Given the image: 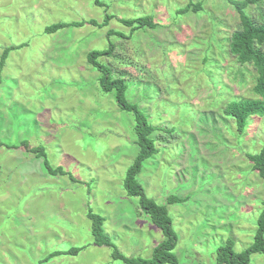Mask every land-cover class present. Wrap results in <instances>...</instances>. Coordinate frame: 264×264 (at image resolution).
Masks as SVG:
<instances>
[{"label":"rangeland","instance_id":"obj_1","mask_svg":"<svg viewBox=\"0 0 264 264\" xmlns=\"http://www.w3.org/2000/svg\"><path fill=\"white\" fill-rule=\"evenodd\" d=\"M100 1L0 0V264H126L114 248L151 258L164 239L124 187L139 150L134 116L88 61L111 43L99 61L126 79L127 98L156 126L158 152L137 180L159 204L179 197L167 204L178 263L216 264L229 239L242 251L263 209L264 183L246 152L261 148L264 124L253 116L238 136L222 114L228 100L257 96L256 69L228 51L237 10L228 0ZM198 1L201 9L179 12ZM146 16L155 28L119 21ZM91 18L101 25L45 30ZM89 212L104 217L114 246L95 243ZM249 264H264V254Z\"/></svg>","mask_w":264,"mask_h":264},{"label":"trees","instance_id":"obj_2","mask_svg":"<svg viewBox=\"0 0 264 264\" xmlns=\"http://www.w3.org/2000/svg\"><path fill=\"white\" fill-rule=\"evenodd\" d=\"M237 10L239 14V28L234 30L228 41L229 53L236 56L238 63L251 64L256 69V82L253 87L254 93L257 95L253 98H233L228 100L223 108L222 114L226 118H231L235 122L238 136H243L248 127L254 120L253 116L263 118L264 124V0H228ZM97 4L103 5L100 0H95ZM254 6L258 10L257 19L252 13L248 12V8ZM202 8V2L188 3L186 6L179 9V12H188L190 10L197 11ZM113 15L106 14L104 21L108 22L113 18ZM125 26L131 27V30H137L144 27L155 28L156 21L152 17H137V18H120ZM89 22L94 25H101L96 19H89L72 23L58 22L46 27V32H55L67 25H83ZM108 36L119 34L114 29L108 31ZM115 49V44H110L108 49L96 50L88 52V61L94 65L100 72V84L106 91H114L116 102L123 110L132 112L135 120V134L138 143V153L135 156L132 164L129 166L124 187L130 195L140 197L142 207L149 214L151 221L161 229L164 239L155 245L151 258H134L126 256L117 248H114L113 257L122 259L126 264H179L178 259L173 252L176 248L179 237L173 227L172 220L169 216L167 204L175 203L179 197L174 195L169 196L168 203L159 204L152 198L146 195L144 187L138 182L137 177L142 171L144 161L158 152L156 139L153 133L156 126L148 119L145 112L135 102H131L127 98L129 84L124 77H114L113 71L109 65L101 63L99 57L103 55H111ZM4 58L1 59L0 65ZM247 134V133H246ZM41 153H39L40 155ZM247 158L253 163L252 170L257 172L264 183V139L259 150L247 151ZM47 163V160H46ZM63 169L58 167V170ZM263 209L256 220V230L252 242L242 251L235 250V242L229 239L224 244L217 248L216 264H249L252 256L257 253L264 254V200ZM89 217L92 220V231L97 245H111L114 243L110 236L105 233L102 225L104 217L100 214L89 212ZM80 248H71L68 252L77 253ZM62 253L61 251L55 252ZM48 260V258H47Z\"/></svg>","mask_w":264,"mask_h":264}]
</instances>
